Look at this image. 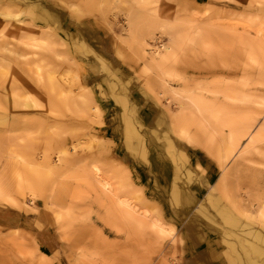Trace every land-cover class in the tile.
Wrapping results in <instances>:
<instances>
[{
	"label": "rangeland",
	"instance_id": "rangeland-1",
	"mask_svg": "<svg viewBox=\"0 0 264 264\" xmlns=\"http://www.w3.org/2000/svg\"><path fill=\"white\" fill-rule=\"evenodd\" d=\"M263 42L264 0H0V264H264Z\"/></svg>",
	"mask_w": 264,
	"mask_h": 264
},
{
	"label": "bare ground",
	"instance_id": "bare-ground-1",
	"mask_svg": "<svg viewBox=\"0 0 264 264\" xmlns=\"http://www.w3.org/2000/svg\"><path fill=\"white\" fill-rule=\"evenodd\" d=\"M12 15V13H10L8 16H11ZM15 16H17V14L15 15ZM130 31V30H129ZM262 33V31L259 29V31H258V34L259 35H261V37H262V39H263V35L261 34ZM134 36V35H133ZM137 39V38H136ZM143 40V39H142ZM261 41H263V40H261ZM264 43V42H263ZM158 49V48H157ZM156 50V49H155ZM141 51H142V49H141ZM144 51V50H143ZM156 51H158V50H156ZM165 51H167L166 49H165ZM162 52V51H161ZM145 56V55H144ZM156 56V55H155ZM166 57V56H165ZM169 57V56H168ZM161 63V62H160ZM160 80V79H159ZM160 82V81H159ZM167 82V81H166ZM163 84V83H162ZM159 85H161V84H159ZM165 84H163L162 85V87L164 86ZM164 88H165V86H164ZM164 91V90H163ZM169 91V90H168ZM155 92V91H154ZM163 93H165V92H163ZM171 94H173V93H171ZM174 95V94H173ZM174 97V96H173ZM182 99V98H181ZM193 106V105H192ZM186 108V107H185ZM184 108V109H185ZM95 109H96V107H95ZM183 109V108H182ZM183 109V110H184ZM97 110V109H96ZM192 110V109H191ZM191 110L189 111L190 113H191ZM182 111V110H181ZM184 111H186V109L184 110ZM193 111V110H192ZM183 112V111H182ZM188 112V113H189ZM178 113H180V112H178ZM185 113V112H184ZM175 114H177V112H175ZM194 114H196V113H194ZM200 115V114H199ZM175 116V115H174ZM180 116V115H179ZM180 120V119H179ZM174 121L175 122H177L176 120H175V117H174ZM179 123V122H178ZM183 124V123H182ZM174 125V124H173ZM180 126V125H179ZM178 126V127H179ZM180 128V127H179ZM178 128V129H179ZM173 129H175L174 127H173ZM183 129V128H182ZM175 131V130H174ZM178 131H180V130H178ZM183 130H181L180 132H182ZM180 132H178V133H180ZM177 133V134H178ZM179 135V134H178ZM182 137V136H181ZM258 137H259V134L257 135H253V132L250 134V145H254L255 144V142L257 141V139H258ZM188 138V137H187ZM248 138V139H249ZM189 140V139H188ZM229 146V145H228ZM155 153V152H154ZM231 153L233 154L234 152L233 151H231ZM236 153L237 152H235L234 154H233V156H235L236 155ZM224 154V153H223ZM226 155V154H225ZM232 156V155H231ZM236 157V156H235ZM223 162V166H224V164H226V160H223L222 161ZM97 174H98V176L96 177V179H97V181L100 183V185L102 186V188H104V189H106L107 190V194H109L110 195V197L112 198V197H116V193H117V191H116V187H115V185H114V183L113 182H111L110 181V179L107 177V176H103V172L102 171H99V172H97ZM134 195V194H133ZM142 196H144V195H142ZM35 197V196H34ZM114 199V198H113ZM138 200V199H137ZM119 201H120V203H123V204H125V205H127V206H129L132 210H135V212H136V205L135 204H133L131 201H129V199H121V197H119ZM122 204V205H123ZM124 206V205H123ZM139 206V205H138ZM142 206V205H141ZM140 206V207H141ZM124 208V207H123ZM144 208H146V207H144ZM122 209V208H121ZM126 209H127V207H126ZM139 209V208H138ZM137 209V210H138ZM147 209V208H146ZM127 213H128V210L126 211ZM125 212V213H126ZM148 212H149V209H147L146 211H145V213L146 214H148ZM130 213V212H129ZM131 214V213H130ZM129 214V215H130ZM137 215V214H136ZM145 215V214H144ZM133 216V215H132ZM153 216H155V215H153ZM149 217V216H148ZM138 218H139V216H138ZM153 219H154V217H153ZM139 220V219H138ZM146 221V220H145ZM151 228L154 230V232L158 235V237L159 238H161V235H166V234H170V231H171V228L169 229L168 228V226H167V224H165L164 223V221L162 220V217L161 216H159V217H156L153 221H152V223H151ZM173 228V227H172Z\"/></svg>",
	"mask_w": 264,
	"mask_h": 264
},
{
	"label": "crops",
	"instance_id": "crops-1",
	"mask_svg": "<svg viewBox=\"0 0 264 264\" xmlns=\"http://www.w3.org/2000/svg\"><path fill=\"white\" fill-rule=\"evenodd\" d=\"M72 27H73V25L71 24V23H69V22H65V21H63L62 22V24H61V28L63 29V30H65V31H67V32H71V30H72ZM85 78H86V76L85 75H83ZM81 77H82V75H81ZM108 101L107 100H105L104 101V104H105V107H106V109H108ZM106 104H107V106H106ZM100 105L101 106H103V103H100ZM115 106L114 105H111V107L109 108V109H113ZM126 173H127V171H126ZM130 173V172H129ZM124 176L125 177H127L128 176V179H129V176L130 175H128V174H124ZM124 176H123V178H124ZM127 181H128V183H127ZM126 181V183L125 184H123L122 186H123V188H119V192H122V191H126L129 187H130V192H134L135 191V189H133V188H131V186H133V184H131V181L130 180H127ZM124 181L122 180L121 181V183H123ZM121 187V186H120ZM143 192V191H142Z\"/></svg>",
	"mask_w": 264,
	"mask_h": 264
}]
</instances>
